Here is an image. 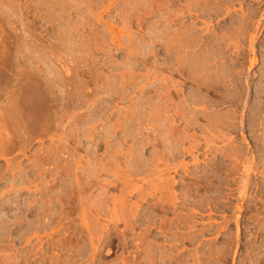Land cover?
I'll list each match as a JSON object with an SVG mask.
<instances>
[{
  "label": "rangeland",
  "instance_id": "1",
  "mask_svg": "<svg viewBox=\"0 0 264 264\" xmlns=\"http://www.w3.org/2000/svg\"><path fill=\"white\" fill-rule=\"evenodd\" d=\"M0 264H264V0H0Z\"/></svg>",
  "mask_w": 264,
  "mask_h": 264
},
{
  "label": "bare ground",
  "instance_id": "2",
  "mask_svg": "<svg viewBox=\"0 0 264 264\" xmlns=\"http://www.w3.org/2000/svg\"><path fill=\"white\" fill-rule=\"evenodd\" d=\"M8 84V83H7ZM31 84V83H30ZM35 85V84H34ZM9 87H10V85H8ZM19 86H20V82H19ZM17 88V87H16ZM21 88H22V86H21ZM14 89V88H13ZM7 91V90H6ZM15 91V90H14ZM18 91H19V89H18ZM15 93H16V91H15ZM18 93V92H17ZM8 94H9V92H8ZM21 96H22V94H21ZM23 98V97H22ZM12 102H13V100H12ZM12 104H14V103H12ZM11 106V105H10ZM9 108V107H8ZM12 108V107H11ZM22 111V110H21ZM2 112V111H1ZM12 115V114H11ZM13 119H15V118H13ZM12 119H10V121H11ZM24 120H26V119H24ZM32 120V119H31ZM16 121V120H15ZM27 121V120H26ZM13 122V121H12ZM21 123V122H20ZM24 125V124H23ZM22 125V126H23ZM18 129H19V127H18ZM20 130V129H19ZM3 139V138H2ZM9 144V143H8Z\"/></svg>",
  "mask_w": 264,
  "mask_h": 264
}]
</instances>
